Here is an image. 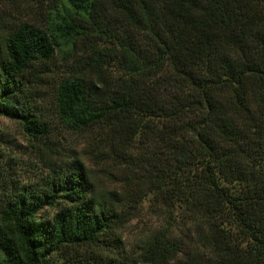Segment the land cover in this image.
I'll list each match as a JSON object with an SVG mask.
<instances>
[{
  "label": "trees",
  "instance_id": "obj_1",
  "mask_svg": "<svg viewBox=\"0 0 264 264\" xmlns=\"http://www.w3.org/2000/svg\"><path fill=\"white\" fill-rule=\"evenodd\" d=\"M56 56L57 121L138 167L164 223L124 254L120 194L54 150L0 178V264H264V0H53L44 25L0 26V116L42 146L31 92Z\"/></svg>",
  "mask_w": 264,
  "mask_h": 264
},
{
  "label": "rangeland",
  "instance_id": "obj_2",
  "mask_svg": "<svg viewBox=\"0 0 264 264\" xmlns=\"http://www.w3.org/2000/svg\"><path fill=\"white\" fill-rule=\"evenodd\" d=\"M52 6L53 0H0V26L8 28L21 21L44 25L47 11ZM50 68L31 92L36 108L48 121L49 142L42 146L29 140L17 121L0 116V178L19 177L31 181L44 172V161L54 157L52 151H57V160L77 155L88 167L95 195L108 190L120 194L118 208L129 213L128 220L117 229V233L123 253L136 256L142 241L163 225V210L153 199L150 184L138 167L125 165L120 160L112 163L99 157L98 132H70L60 125L53 105L54 86L63 75L57 56ZM52 211L46 208L43 214L50 215ZM173 214L176 215L174 210Z\"/></svg>",
  "mask_w": 264,
  "mask_h": 264
}]
</instances>
